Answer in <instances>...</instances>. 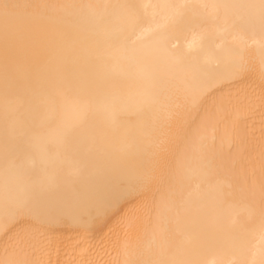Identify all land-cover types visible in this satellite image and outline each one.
Masks as SVG:
<instances>
[{
  "label": "bare ground",
  "instance_id": "1",
  "mask_svg": "<svg viewBox=\"0 0 264 264\" xmlns=\"http://www.w3.org/2000/svg\"><path fill=\"white\" fill-rule=\"evenodd\" d=\"M0 264H264V0H0Z\"/></svg>",
  "mask_w": 264,
  "mask_h": 264
}]
</instances>
